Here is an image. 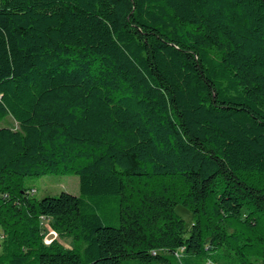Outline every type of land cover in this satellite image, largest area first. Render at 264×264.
Instances as JSON below:
<instances>
[{"label": "trees", "instance_id": "obj_1", "mask_svg": "<svg viewBox=\"0 0 264 264\" xmlns=\"http://www.w3.org/2000/svg\"><path fill=\"white\" fill-rule=\"evenodd\" d=\"M8 116L0 264H264V0H0Z\"/></svg>", "mask_w": 264, "mask_h": 264}, {"label": "rangeland", "instance_id": "obj_2", "mask_svg": "<svg viewBox=\"0 0 264 264\" xmlns=\"http://www.w3.org/2000/svg\"><path fill=\"white\" fill-rule=\"evenodd\" d=\"M0 125H7L14 128L18 127L17 123L10 116L1 121ZM25 182L27 186L35 188L36 192L34 193V196L39 199L49 195H58L62 191H66L74 195L80 194L79 177L75 174H49L42 177H27ZM176 211L183 217L186 222V226L189 229L194 220L191 211L182 205H178L176 207ZM43 230L45 234L44 241L47 244L56 240L67 248L78 246V243L74 240V238L63 236L55 231L49 221L44 222Z\"/></svg>", "mask_w": 264, "mask_h": 264}, {"label": "built area", "instance_id": "obj_3", "mask_svg": "<svg viewBox=\"0 0 264 264\" xmlns=\"http://www.w3.org/2000/svg\"><path fill=\"white\" fill-rule=\"evenodd\" d=\"M45 221H49V220L42 218V226L44 225ZM4 238H5V233L3 232V230L0 229V241H3Z\"/></svg>", "mask_w": 264, "mask_h": 264}]
</instances>
